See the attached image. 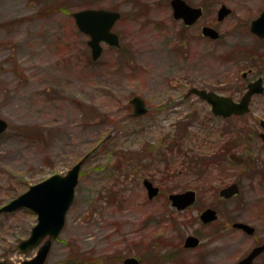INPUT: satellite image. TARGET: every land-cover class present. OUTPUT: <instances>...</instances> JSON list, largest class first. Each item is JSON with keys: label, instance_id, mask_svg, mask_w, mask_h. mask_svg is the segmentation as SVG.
Listing matches in <instances>:
<instances>
[{"label": "rangeland", "instance_id": "rangeland-1", "mask_svg": "<svg viewBox=\"0 0 264 264\" xmlns=\"http://www.w3.org/2000/svg\"><path fill=\"white\" fill-rule=\"evenodd\" d=\"M170 1L0 0V116L9 122L0 134V207L30 185L66 174L90 152L45 264H124L134 255L146 264H176L164 258L175 251L182 264H233L252 239L220 237V226L255 219L264 231V93L247 114L228 120L187 96L197 85L239 98L243 85H233L242 72L264 73V37L251 32L264 0H186L204 8L188 26L173 16ZM222 4L232 12L218 21ZM83 8L122 13L113 28L119 47L104 42L93 58L90 36L73 16ZM204 25L220 37L204 36ZM138 94L148 107L142 115L130 103ZM225 146L245 163L228 159L202 175L191 167L196 155ZM145 178L160 195L149 199ZM233 181L240 194L220 197ZM187 189L197 200L176 211L168 195ZM206 207L218 210L216 224L198 221ZM37 220L27 208L0 214V261L21 264L36 255L17 244ZM189 234L203 242L184 250Z\"/></svg>", "mask_w": 264, "mask_h": 264}, {"label": "water", "instance_id": "water-1", "mask_svg": "<svg viewBox=\"0 0 264 264\" xmlns=\"http://www.w3.org/2000/svg\"><path fill=\"white\" fill-rule=\"evenodd\" d=\"M174 17L182 18L186 24H193L203 14V8L192 6L186 0H172ZM231 12L226 4H223L218 12V19L222 20ZM73 16L79 29L88 34V41L92 56L97 59L102 55L103 45L106 42L112 46H119V35L113 31V27L121 17V12L107 8H84L73 12ZM251 31L260 37H264V10L251 22ZM202 32L211 38H218L219 31L210 25H205ZM262 79L252 83L248 91L239 102L234 101L230 96H225L215 91L193 88L190 92H196L201 98L207 100L212 105V110L217 115L228 117L233 114H241L249 110L251 98L256 93H262L264 88L261 85ZM130 103L134 105V114L142 115L147 112L146 102L141 95H135ZM264 126V120L261 121ZM8 121L0 116V133L8 128ZM264 140V133H261ZM230 158L242 162L243 158L235 153L230 154ZM83 160L77 162L66 174H53L50 177L32 184L26 191L13 198L8 203L0 207V214L4 212L16 211L20 208L32 209L38 217L37 223L33 226L31 234L17 244V248L26 253L38 246L37 254L30 259H25L21 264H44L47 260L52 242L56 239L66 223V216L75 198V189L79 182V175ZM144 184L151 197L159 193V186L146 178ZM240 191L238 183L234 182L220 190L223 197L229 198ZM172 205L178 209H185L196 201V191L189 189L183 192H175L169 195ZM218 213L216 209L207 208L201 214V218L208 222L216 219ZM235 226L252 231L253 228L246 223L236 222ZM48 237V238H47ZM47 238L43 243L42 241ZM200 239L196 235H189L185 240V246L195 247ZM264 250V244L254 248V250L237 264H253L254 257ZM125 264H141L135 257H127ZM0 264H13L11 262L0 261Z\"/></svg>", "mask_w": 264, "mask_h": 264}, {"label": "flooded vegetation", "instance_id": "flooded-vegetation-1", "mask_svg": "<svg viewBox=\"0 0 264 264\" xmlns=\"http://www.w3.org/2000/svg\"><path fill=\"white\" fill-rule=\"evenodd\" d=\"M203 8V7H202ZM231 8V7H230ZM231 12H232V8H231ZM231 12H230V14H231ZM203 13H204V8H203ZM256 18V17H255ZM254 19V18H253ZM252 19V20H253ZM186 25V24H185ZM186 26H188V25H186ZM258 37V36H257ZM260 38V37H259ZM258 70H256L254 67H249V69L248 70H246V71H243L242 72V78H239V80H237V81H235V84L233 85L234 87H239V86H242L243 85V88H244V93L239 97V98H236V97H234V96H231V95H227V94H224V93H221V92H219V91H215V90H210V91H215L216 93H219V94H222V95H225V96H230L234 101H236V102H239L241 99H242V97L244 96V94L248 91V89L250 88V85L252 84V83H254V82H256V81H258L259 79H262V83H261V85H262V87L264 88V73H258L257 72ZM254 73L256 74V75H254ZM253 75H254V77H253ZM251 76V77H250ZM250 77V78H249ZM240 83H242V85H239ZM193 88H198V89H206V88H204V87H200V86H197V85H192L190 88H189V90H188V92H187V96L188 95H195V96H197V97H199V98H201L196 92H190ZM262 93H264V91L262 92ZM262 93H258V94H262ZM255 95H257V94H255ZM254 95V96H255ZM253 96V97H254ZM252 97V98H253ZM202 100H205V99H203V98H201ZM206 101V100H205ZM252 101V100H251ZM207 102V101H206ZM250 109H251V102H250V104H249V111H250ZM248 111V112H249ZM248 112H245V113H241V114H233V115H230L229 117H224V116H222V115H217V114H215V113H213L214 114V116H216V117H218V118H222V119H226V120H228V118H231V117H233V116H242V115H245V114H247ZM262 120H264V119H260V124H261V121ZM261 126H262V124H261ZM261 133H264V131H261L260 133H259V136L261 137ZM261 139L263 140V138L261 137ZM263 142H264V140H263ZM227 148H228V154H227V158L229 159V161L230 162H236V163H238V164H244L245 163V158L243 157V156H241V155H239L238 153H236V152H234L233 151V148L232 149H229L230 147H228L227 146ZM231 153H235V154H237L238 156H240L241 158H243V161L242 162H239V161H236V160H234V159H232V158H230V154ZM195 157H197V159L199 158V156L198 155H196ZM192 161H194L193 159H191ZM194 162H191V164H193ZM194 171L196 172V170L194 169ZM222 171H224L223 169H222ZM197 174H199L198 172H196ZM200 175H202V174H200ZM234 182H236V181H233V182H231L230 184H232V183H234ZM236 183H238V182H236ZM230 184H228V185H230ZM156 185V184H155ZM228 185H225V186H223V187H226V186H228ZM238 185H239V188H240V191H241V187H240V184L238 183ZM223 187H221L220 189H219V191H218V194H219V196L220 197H223V196H221V194H220V190L223 188ZM160 188V187H159ZM240 191L237 193V194H235V195H233V196H231V197H229V198H226V197H223V198H225V199H231V198H234V197H236V196H238L239 194H240ZM148 192V191H147ZM160 192H161V190H159V193L157 194V195H160ZM148 194V197H149V199H153L154 197H156L157 195H155V196H153V197H151L150 195H149V193H147ZM198 197V193H197V191H196V198ZM168 198H169V195H168ZM197 200V199H196ZM169 201H170V204H171V206L173 207V205H172V202H171V200L169 199ZM190 207V206H189ZM189 207H187L186 209H188ZM176 211H185L186 209H177L176 207H173ZM207 208H209V207H206V208H204L203 210H201V212L199 213V219H198V221L200 222V224L202 225V226H209V225H211V224H216L218 221H219V218H220V215H219V212H218V210H217V213H218V217L216 218V219H214V220H212V221H208V222H206V221H204L202 218H201V214L203 213V211L205 210V209H207ZM210 208H213V207H210ZM213 209H215V208H213ZM254 218H257V216H255ZM236 222H243V223H246V224H249L252 228H253V230L252 231H249V230H246V229H244V228H241V227H237V226H235L234 225V223H236ZM220 229H221V232H222V234L220 235V237H228V238H231V239H233L234 237H237L238 235V233L239 234H241L242 236H245L246 238H248L249 240H251L252 242L250 243V248H248L239 258H237L236 260H235V262L233 263V264H237L240 260H242L243 258H245V257H247L253 250H254V248H256V247H258V246H261V245H263L264 244V235L262 234L264 231H262V232H260V225L255 221V219H235V220H232L231 222H227V223H224V224H222L221 226H220ZM220 233V232H219ZM189 235H195V234H189ZM189 235H187L186 236V238L189 236ZM199 239H200V241H199V243H198V245H196L195 247H198L199 245H201L202 244V242H203V238L201 237V236H199V235H196ZM186 238H185V240H186ZM185 240H184V242H183V249L184 250H188V249H190V248H195V247H187V246H185ZM172 252V251H171ZM175 253H176V251L175 252H173L171 255L169 254V252L164 256V258H166L165 259V263H167L169 260H172L173 262H175L176 264H182V261H179V259H177V258H173L172 256H174L175 255ZM264 256V250L263 251H261L260 253H258L255 257H254V259H253V264H258V261L262 258ZM128 257H135V258H137L139 261H140V263L141 264H146V262H145V260L143 259V257L142 256H128ZM127 258V257H126ZM125 258V259H126ZM124 259V260H125ZM154 259H155V257H154Z\"/></svg>", "mask_w": 264, "mask_h": 264}, {"label": "trees", "instance_id": "trees-1", "mask_svg": "<svg viewBox=\"0 0 264 264\" xmlns=\"http://www.w3.org/2000/svg\"><path fill=\"white\" fill-rule=\"evenodd\" d=\"M228 148L227 146L222 147L219 150H213L212 152L206 154V156H199L194 159V165L191 167L196 170L199 174H203L205 172H208L209 168L214 169L215 167L219 166L222 167L226 161L228 160L227 154H228Z\"/></svg>", "mask_w": 264, "mask_h": 264}, {"label": "bare ground", "instance_id": "bare-ground-1", "mask_svg": "<svg viewBox=\"0 0 264 264\" xmlns=\"http://www.w3.org/2000/svg\"><path fill=\"white\" fill-rule=\"evenodd\" d=\"M82 170V169H81Z\"/></svg>", "mask_w": 264, "mask_h": 264}]
</instances>
